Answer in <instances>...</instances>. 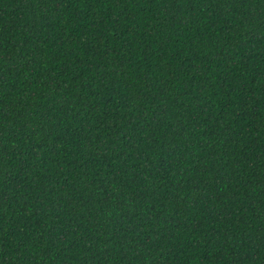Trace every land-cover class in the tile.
<instances>
[{"label":"trees","instance_id":"1","mask_svg":"<svg viewBox=\"0 0 264 264\" xmlns=\"http://www.w3.org/2000/svg\"><path fill=\"white\" fill-rule=\"evenodd\" d=\"M0 264H264V0H0Z\"/></svg>","mask_w":264,"mask_h":264}]
</instances>
